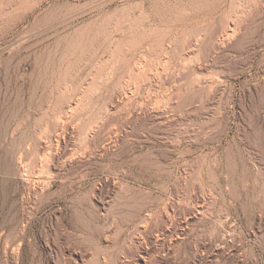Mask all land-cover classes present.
I'll list each match as a JSON object with an SVG mask.
<instances>
[{
	"label": "rangeland",
	"instance_id": "rangeland-1",
	"mask_svg": "<svg viewBox=\"0 0 264 264\" xmlns=\"http://www.w3.org/2000/svg\"><path fill=\"white\" fill-rule=\"evenodd\" d=\"M190 2L0 0V264H264V0Z\"/></svg>",
	"mask_w": 264,
	"mask_h": 264
},
{
	"label": "bare ground",
	"instance_id": "bare-ground-1",
	"mask_svg": "<svg viewBox=\"0 0 264 264\" xmlns=\"http://www.w3.org/2000/svg\"><path fill=\"white\" fill-rule=\"evenodd\" d=\"M163 1V0H162ZM165 1V0H164ZM166 1H168V0H166ZM170 1V0H169ZM179 3H180V6L182 5V6H186V5H190V4H188V0H177ZM211 1V2H210ZM158 2H159V0H158ZM208 2H209V5L212 3V0H191V6L193 7V8H195L196 10L197 9H199V8H201V7H206V5H208ZM214 2H215V0H214ZM233 2V1H232ZM144 3V2H143ZM154 3V2H153ZM165 3V2H164ZM217 3V2H216ZM208 5V6H209ZM218 5V4H217ZM216 5V6H217ZM141 6H142V4H141ZM172 6V5H171ZM179 6V5H178ZM184 6V7H185ZM211 6V5H210ZM212 6H213V4H212ZM144 7V6H143ZM167 7V6H166ZM174 7V6H173ZM189 8V7H188ZM207 8H210V7H207ZM145 9V8H144ZM167 9V8H166ZM185 9V8H184ZM206 9V8H205ZM174 10L176 11L177 9L176 8H174ZM188 9L186 8V11H187ZM195 10V11H196ZM201 10V9H200ZM203 11H204V9H202ZM207 10V9H206ZM216 10V9H215ZM178 11H179V9H178ZM182 11V10H181ZM181 11H179L178 13H176V12H174L173 13V15H175V16H177V15H180V16H182V13H180ZM192 11V10H191ZM194 11V10H193ZM212 11V10H211ZM217 11V10H216ZM144 12V11H143ZM142 12V14L144 15V13ZM165 12V11H164ZM163 12V13H164ZM166 12H168L169 13V11H166ZM165 12V13H166ZM199 12V10L197 11V13ZM206 12V11H205ZM208 12H210V11H208ZM159 13H161V12H159ZM162 13V14H163ZM170 13H172L171 11H170ZM190 13V12H189ZM197 13H196V15H197ZM215 13V12H214ZM243 13V12H242ZM162 14H160V15H162ZM204 14V13H203ZM207 14V13H206ZM142 15V16H143ZM166 15V14H165ZM164 15V16H165ZM167 15H170V14H167ZM172 15V14H171ZM185 15H187L186 13H185ZM190 15H191V13H190ZM190 15H188L189 17H190ZM195 15V16H196ZM214 15V14H213ZM59 16V15H58ZM141 16V17H142ZM146 16V15H145ZM193 16V15H192ZM211 16V15H210ZM144 17V16H143ZM173 17V16H172ZM183 17V16H182ZM181 17V18H182ZM194 17V16H193ZM197 17V16H196ZM238 17V16H237ZM184 18V17H183ZM187 18V17H186ZM206 19V18H205ZM148 20H149V18H148ZM51 22V21H50ZM141 22V21H140ZM49 23V22H48ZM143 23V22H142ZM142 27V26H141ZM144 28V27H143ZM154 28V27H153ZM133 29V28H132ZM46 30V29H45ZM230 30V29H229ZM134 31V30H133ZM37 32V31H36ZM121 32H122V30H121ZM29 33H31V32H29ZM136 33V32H135ZM138 34V33H137ZM142 34V33H141ZM154 34V33H153ZM129 35V34H128ZM127 35V36H128ZM91 36V35H90ZM123 36V35H122ZM132 36V35H131ZM138 36V35H137ZM144 36V35H143ZM147 36V35H146ZM162 36V35H161ZM129 37V36H128ZM139 37V36H138ZM157 37V36H156ZM160 37V36H159ZM114 38V37H113ZM131 38V37H130ZM140 38V37H139ZM127 39V38H126ZM156 39V38H155ZM146 40V39H145ZM46 41V40H45ZM161 41V40H160ZM113 42V41H112ZM111 42V43H112ZM137 42H138V40H137ZM148 42V41H147ZM155 42V41H154ZM106 43V42H105ZM150 43V42H149ZM151 43H153V42H151ZM54 44V43H53ZM119 45V44H118ZM141 45V44H140ZM219 45H220V43H219ZM111 46V45H110ZM124 46V45H123ZM158 46V45H157ZM218 46V45H217ZM191 47V46H190ZM31 48V47H30ZM117 48V47H116ZM135 48V47H134ZM152 48V47H151ZM214 48V47H213ZM138 49V48H137ZM142 49H143V47H142ZM141 49V50H142ZM126 50V49H125ZM136 50V49H135ZM191 50V49H190ZM117 51V50H116ZM121 51V50H120ZM130 51V50H129ZM138 52V51H137ZM118 53V52H117ZM121 53V52H120ZM123 53V52H122ZM129 53V52H128ZM119 54V53H118ZM131 54V53H130ZM133 54H135V53H133ZM117 57H119L118 55H117ZM123 57V56H122ZM121 57V58H122ZM141 57V56H140ZM124 58H126V57H123V60L125 61V59ZM128 58V57H127ZM114 59V58H113ZM144 58L143 57H141V58H139L138 57V61H137V63L135 64V66L134 67H132L131 68V71H129V73L131 72V74H132V76L134 77L133 79L135 80V82H133V84L130 82V81H127L126 83H125V85L124 86H122V88L121 87H118V88H121V91H122V93H124V96L126 97V102H130V101H128L130 98L132 99V97H134L133 96V94H131V93H135V91L137 92V91H139L143 86H144V84L146 83V82H152V83H160V82H162V81H164L165 80V78L168 76V73H167V71H168V68H162V69H160V67H156L154 64H151L150 62H148V60H147V62H148V64L143 60ZM117 60H118V58L115 60L116 62H117ZM122 60V61H123ZM50 61V60H49ZM162 61V60H161ZM114 62V61H113ZM119 62H120V60H119ZM118 62V63H119ZM152 62V61H151ZM118 63H116V64H114V66H116V65H118ZM146 63V64H145ZM150 63V64H149ZM120 64H124L123 62L121 63H119V65ZM128 64V62H126V65ZM118 65V66H119ZM126 65H123V66H125V67H128V66H126ZM156 65H158V64H156ZM160 65H162V64H160ZM121 66V65H120ZM166 66H167V64H166ZM117 67V66H116ZM118 68V67H117ZM124 68V67H123ZM189 68V67H188ZM41 69V68H40ZM94 69V68H93ZM110 69H112L111 71H113V68H110ZM116 69V68H115ZM121 70H122V67L120 68ZM126 69V68H125ZM130 69V68H129ZM124 70V69H123ZM123 70L122 71H118V72H123ZM183 70V69H182ZM42 71H44V70H42ZM115 71V70H114ZM126 71V70H125ZM170 71V70H169ZM109 72V74H107V75H110V76H108L109 78H108V81H110V79H111V75H113V74H111L110 73V71L108 70L107 72H105V74L106 73H108ZM117 72V71H116ZM115 73V72H114ZM118 74V73H117ZM187 74V73H186ZM124 75V74H123ZM119 76V75H118ZM121 76V75H120ZM106 78H107V76H105ZM103 78V77H102ZM115 78V77H114ZM118 78V77H117ZM120 78V77H119ZM124 78V77H123ZM104 79V78H103ZM167 79V78H166ZM105 80V79H104ZM171 80V79H170ZM106 81H107V79H106ZM107 81V82H108ZM111 81H112V79H111ZM166 81V80H165ZM169 82V81H168ZM38 83H40V82H38ZM43 83V82H42ZM103 83H105V82H103ZM109 83V82H108ZM149 84H151V83H149ZM149 84H147V85H149ZM161 84V83H160ZM159 84V85H160ZM98 85V84H97ZM118 85H120V83L118 84ZM117 85V86H118ZM41 86V85H40ZM46 86V85H45ZM121 86V85H120ZM151 86V85H150ZM193 86V85H192ZM145 87H147V86H145ZM194 87V86H193ZM45 88V87H44ZM68 88V87H67ZM151 88V87H150ZM66 89V88H65ZM144 89V88H143ZM61 90V89H60ZM68 90V89H67ZM120 90V89H119ZM151 90V89H150ZM43 91H45V90H43ZM120 91V92H121ZM96 92V91H95ZM50 93V92H49ZM121 93V94H122ZM137 94H138V92H137ZM71 95V94H70ZM123 95V94H122ZM130 95L132 96V97H130ZM172 95V94H171ZM179 96V95H178ZM171 97V96H170ZM68 98V97H67ZM79 98V97H78ZM172 98V97H171ZM66 99V98H65ZM77 99V98H76ZM125 99V98H124ZM57 100V99H56ZM68 100V99H67ZM121 100V99H120ZM151 100H153V99H151ZM66 101V100H65ZM86 101V100H85ZM122 101V100H121ZM169 101V100H168ZM69 102V101H68ZM123 102H125V100H123ZM125 102V103H126ZM136 102V101H135ZM153 103H154V101H153ZM152 103V104H153ZM167 103V102H166ZM129 104V103H128ZM139 104V103H138ZM142 104V103H141ZM152 104H151V101L150 102H148V105H146L147 107H149L150 108V110H151V113H153V112H158V114H159V112H160V107H154V106H152ZM66 105V104H65ZM125 105V104H124ZM140 105V104H139ZM145 105V104H144ZM154 105V104H153ZM158 105V104H157ZM123 106V105H122ZM135 105H133V107H134ZM138 106V105H137ZM74 107V106H73ZM72 107V108H73ZM76 107H78V105L77 106H75L74 108H76ZM86 107V106H85ZM118 108V107H117ZM124 108V107H123ZM123 108H122V110H123ZM139 108V107H138ZM137 108V109H138ZM146 108V107H145ZM120 109H121V107H120ZM134 109H136V108H134ZM148 109V108H147ZM60 110V109H59ZM104 110V109H103ZM118 110V109H117ZM169 110V109H168ZM72 111H74V110H72ZM100 111V110H99ZM102 111V110H101ZM100 111V112H101ZM76 112V111H75ZM139 112V111H138ZM164 112V111H163ZM107 113H108V111H107ZM123 113V112H122ZM133 113H134V115H136L137 114V111L136 110H134L133 111ZM149 114H150V112H148ZM99 114H101V113H99ZM114 114V113H113ZM130 114L132 115V113L130 112ZM162 114V113H161ZM114 115H116V114H114ZM118 115V114H117ZM131 115H130V117H131ZM151 116V115H150ZM72 117V116H71ZM121 117V116H120ZM136 117V116H135ZM139 117V116H138ZM157 117V116H156ZM160 117V116H159ZM62 118V117H61ZM60 118V119H61ZM116 118V117H115ZM137 118V117H136ZM64 119V118H63ZM99 119V118H98ZM127 119V118H126ZM125 119V120H126ZM79 120V119H78ZM68 121V120H67ZM72 122V121H71ZM96 122H97V120H96ZM55 123V126H54V128H56V130L59 132L61 129H63L62 127H65L64 125H62V123H63V121L61 122L60 120H56V122H54ZM107 123V122H106ZM64 124V123H63ZM99 124V123H98ZM117 125V124H116ZM114 126V125H113ZM129 126V125H128ZM66 128V127H65ZM91 128V127H90ZM85 129V128H84ZM55 130V129H54ZM111 130V129H110ZM109 130V132L108 133H106V136H105V138H104V142H107V141H111L112 140V142H114L113 140L114 139H112V137H111V135H112V131H110ZM121 130V129H120ZM84 131V130H83ZM114 131V130H113ZM116 131V130H115ZM56 132V131H55ZM106 132H107V130H106ZM116 132H118V131H116ZM115 132V133H116ZM60 133V132H59ZM116 134H118V133H116ZM82 137H83V135H82ZM86 137H87V135H86ZM114 138V137H113ZM83 139V138H82ZM86 140V139H85ZM84 140V141H85ZM88 141V140H87ZM108 143L109 142H107V145H108ZM111 144V143H110ZM118 144V143H117ZM105 146V145H104ZM113 146V145H112ZM50 147V146H49ZM102 147V146H101ZM105 148V147H104ZM111 148V147H110ZM106 150V149H105ZM54 151V150H53ZM53 151H52V153H53ZM50 152H51V148H48V156L50 155ZM86 154V153H85ZM102 155V154H101ZM103 156V155H102ZM48 158V157H47ZM45 159V158H44ZM47 161H48V159L47 160H45V162L47 163ZM48 166H49V164H48ZM22 168L23 167H21V170H22ZM23 171V170H22ZM29 179V178H28ZM120 187V186H119ZM140 207V206H139ZM146 207V206H145ZM197 207V206H196ZM202 207H200L199 206V209H198V213H202V210L203 209H201ZM193 212V211H192ZM196 213V212H195ZM167 218V217H166Z\"/></svg>",
	"mask_w": 264,
	"mask_h": 264
}]
</instances>
